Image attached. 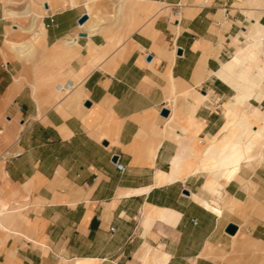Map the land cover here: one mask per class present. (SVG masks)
I'll use <instances>...</instances> for the list:
<instances>
[{
	"label": "crops",
	"instance_id": "1",
	"mask_svg": "<svg viewBox=\"0 0 264 264\" xmlns=\"http://www.w3.org/2000/svg\"><path fill=\"white\" fill-rule=\"evenodd\" d=\"M144 2L115 45L73 8L23 41L0 24V264H239L242 232L264 248V165L239 159L264 111V0ZM40 44L52 69L20 59Z\"/></svg>",
	"mask_w": 264,
	"mask_h": 264
},
{
	"label": "rangeland",
	"instance_id": "2",
	"mask_svg": "<svg viewBox=\"0 0 264 264\" xmlns=\"http://www.w3.org/2000/svg\"><path fill=\"white\" fill-rule=\"evenodd\" d=\"M74 2L76 5H73ZM45 4H47V7ZM86 5H89L93 16V21L91 24H93L94 21L98 19L102 20L100 26L101 28L98 32H102L106 35L116 34V38L112 37L110 39V42L113 45L118 43L119 38L121 41L125 34H129V32H131L137 24L148 17V12L146 9L147 6L144 0H0V24H6L8 26L15 24L17 29L14 35L12 36L9 34L7 38L13 39L15 41H23L25 39L31 38L33 32L40 28L41 22L43 25L45 24V28H48V26L51 25L48 24L49 19L46 17L47 10L45 9L49 8L51 11H58L64 8H73L76 11L87 14L88 10ZM138 19H141V21L138 22ZM81 30L85 31L86 29L82 28ZM263 38L261 43L262 48L264 43ZM242 46L244 45L242 44ZM4 48L5 49H3L2 52L5 60L11 61L13 58H17L14 52L8 50L5 45ZM46 52V46H42V44H40L33 53L28 54L20 59L22 62H27L32 69L36 66L43 70H49L55 67L57 60H54L52 57L45 58L46 56L44 53ZM224 110L225 108L223 111ZM222 115L224 116L225 124L227 121V114L226 118L224 113ZM261 125L262 123L258 121L255 123L256 128H254V130L253 128H248L247 130L243 129L241 132L243 137L240 136L239 139L240 142L244 143L249 140L251 134L257 131L261 135L259 139L252 143L251 151L247 154L246 159L244 160L246 162L242 163V165L248 166L247 168L249 169H253L254 166L264 165V129H262ZM249 206L254 208V205ZM6 207L7 206L4 205V203H0V213L5 212ZM242 217H244V215H242ZM261 217L264 218V213ZM239 240L243 241L245 246L252 249L251 252L238 256L237 262L239 264H264V248L260 247V242L248 239L243 232L240 235Z\"/></svg>",
	"mask_w": 264,
	"mask_h": 264
},
{
	"label": "bare ground",
	"instance_id": "3",
	"mask_svg": "<svg viewBox=\"0 0 264 264\" xmlns=\"http://www.w3.org/2000/svg\"><path fill=\"white\" fill-rule=\"evenodd\" d=\"M86 7H87V9H88V11L89 12H91L90 11V7H89V5H86ZM46 10V9H45ZM88 13V12H87ZM88 16V15H87ZM86 21V20H85ZM81 27V26H80ZM12 44V43H11ZM223 69H225L224 68V66H223ZM229 69V68H228ZM230 71V70H229ZM232 72V71H231ZM243 104H245V102L243 103ZM241 105V104H240ZM239 105V106H240ZM247 105V104H246ZM241 108H242V105H241ZM246 108H248V107H246ZM252 110V109H251ZM250 112V111H249ZM250 116H251V118H252V120L253 121H255V122H258V121H260L261 123H262V129H264V111H261V110H259V109H253L252 111H251V113H250ZM238 122V121H237ZM225 132V131H224ZM261 135H260V133H258V131L257 132H255V133H253V134H251V136H250V138H249V140L248 141H246V142H244V143H242L241 142V145H242V151H241V153H242V156L239 158V159H241V161L242 160H245L246 159V156H247V154L251 151V146H252V143L254 142V141H256L257 139H259V137H260ZM206 146H207V144H206ZM228 148V147H227ZM211 155V154H210ZM199 158V157H198ZM206 160V159H205ZM199 161V160H198ZM242 165V164H241ZM172 167V166H171ZM239 168H241L240 167V164H239V162H236V163H234V164H231V165H229L228 167H226L224 170H223V175H224V178L228 181V180H230L237 172H238V170H239ZM166 175V174H165ZM170 175V174H169ZM222 175V176H223ZM167 176V175H166ZM164 178H165V176H164ZM206 183H207V185H208V188L209 189H211L214 185H215V183H216V180L214 179V178H212V176L211 175H209L208 174V177H207V180H206Z\"/></svg>",
	"mask_w": 264,
	"mask_h": 264
},
{
	"label": "built area",
	"instance_id": "4",
	"mask_svg": "<svg viewBox=\"0 0 264 264\" xmlns=\"http://www.w3.org/2000/svg\"><path fill=\"white\" fill-rule=\"evenodd\" d=\"M83 14H84V13H82V14L79 16V18H80ZM178 14H179L178 11H175V12H174V15H178ZM46 17H48V19H49V23L54 22V16H53V14L47 15ZM79 18H78V20H79ZM78 20H77V21H78ZM84 22H85V21H84ZM84 22H83V23H84ZM49 23H48V24H49ZM83 23H79V22H78L79 25H82ZM44 26H45V24H44ZM149 55H150V53H147V56H149ZM5 67H6V63H4V62H0V68H5ZM71 86H72L71 82H66L64 86H59V88H60L61 90L65 91V92H67ZM19 154H20V152H15V153L13 154V156H18ZM114 156H116V160H113ZM111 160L113 161L116 170H118V171H120V172H124V171H125V165L119 160V156H118V154H112V155H111ZM110 230L112 231V230H114V228L111 227Z\"/></svg>",
	"mask_w": 264,
	"mask_h": 264
},
{
	"label": "water",
	"instance_id": "5",
	"mask_svg": "<svg viewBox=\"0 0 264 264\" xmlns=\"http://www.w3.org/2000/svg\"><path fill=\"white\" fill-rule=\"evenodd\" d=\"M45 6L47 7V4H45ZM87 14L84 13L78 20L79 23H83L86 19H87ZM180 53V52H179ZM151 56H147V59H149ZM88 105V103L86 104ZM169 113V110L167 108H162L160 110V114L163 115V116H167ZM113 160H116V156H114ZM238 229V226L234 223H229L226 228H225V231L228 233V234H235V232L237 231Z\"/></svg>",
	"mask_w": 264,
	"mask_h": 264
}]
</instances>
